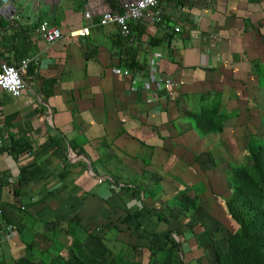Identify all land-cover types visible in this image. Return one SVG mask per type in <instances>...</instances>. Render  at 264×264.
Listing matches in <instances>:
<instances>
[{"label": "crops", "instance_id": "crops-1", "mask_svg": "<svg viewBox=\"0 0 264 264\" xmlns=\"http://www.w3.org/2000/svg\"><path fill=\"white\" fill-rule=\"evenodd\" d=\"M130 1L35 0L16 3L10 19L0 15V65L31 60L20 97L0 90V262L39 256L57 238L72 243L75 229L93 219L120 213L128 231L133 220L141 226L155 197L161 205L173 198L180 212L165 191L177 179L198 178L195 188L204 191L196 210L182 215L186 223L197 213L202 225L225 206L224 165L196 175L203 144L222 139L225 129L203 136L187 113L198 114L191 107L205 95L222 94L226 107L237 110L230 105L237 97L247 118L261 117L264 0H160L162 22H133L129 38L115 25H99ZM41 23L63 38L48 44L37 33ZM84 28L88 36L70 37ZM160 77L182 85L165 89ZM215 181L222 198L210 195ZM218 225L214 233L223 225L226 237L237 231ZM199 228L197 240L206 234L210 241ZM203 256L211 264L210 254Z\"/></svg>", "mask_w": 264, "mask_h": 264}, {"label": "rangeland", "instance_id": "rangeland-1", "mask_svg": "<svg viewBox=\"0 0 264 264\" xmlns=\"http://www.w3.org/2000/svg\"><path fill=\"white\" fill-rule=\"evenodd\" d=\"M229 91L231 94L232 90ZM224 101L222 94L217 96L215 94L205 95L200 102H195L191 107L193 110L201 113L204 109L210 111V106L216 105V122L225 129V135L222 139L217 138L212 140V142L204 143L201 151L199 150L202 155V163L200 164L199 173L196 174L197 176H210L211 169L217 168V163L224 165L227 177L231 167H241L248 164L247 133H255L254 127L261 125L264 117V100L262 102V114L257 121L246 117L245 113H243L244 103L240 102L237 97L230 99V105L234 104L237 110L231 109L232 107H226ZM212 175L214 176L210 178L220 177L217 173ZM197 179L191 184L187 183V180L177 179L176 187L170 185L171 183L169 182L170 184L165 188V191L168 195H173L172 197L176 199L178 205H181L184 200H188L190 205H197L198 200L200 201L201 193H204V191L201 192L200 189L195 188L196 185L194 184H198ZM219 183L221 184V181H215L208 188L210 195L220 194L222 198L223 189L220 188ZM149 192H153V190H149ZM221 198H217L215 202L221 201ZM172 199L170 198L164 205H161L159 198L155 197L154 203L151 202L152 206H145V208L147 207L146 211H148L145 213L146 217L142 216L139 219L144 223L138 226L137 221L133 220L132 224L130 223L131 230L129 231L127 224L121 221L120 213L115 214L112 221L93 219L87 223H81L79 228L76 227L77 229H75L76 231L71 237L72 243L66 244L57 238L53 242L44 243V253L38 256L34 252L32 254L28 252V255L24 259L33 264H52V259L57 256L67 259L74 252L78 254L83 252L102 262L119 257L121 264L133 262L149 264L152 260H161L167 255L161 252L164 249H156L154 235L163 233L169 230L170 227L175 233L174 237L182 244L181 254L186 264H205L206 260L203 256L205 251L210 254V263L215 264L216 255L214 256V250L216 252L218 249L225 251L227 245L224 226L222 225V231L219 234L214 233L215 230L212 229V226L219 228L218 222L221 221L230 230L235 232L234 226L237 229V225L230 218L226 206L223 208L220 207V204L216 206L215 212L208 213L205 216L202 225L194 222V220L196 222L200 221L198 218V216L201 217L200 215L197 213L187 215L186 219L194 222L192 225V222L186 223L182 219V215L185 214L183 211H176L175 201ZM214 217H217V224L215 223L216 220L212 219ZM198 226L202 227L201 230H206L208 236L212 235L211 242L208 241L211 237H207L206 234H202V242L197 240L195 233L200 229ZM177 230L182 233L181 236L176 234ZM194 248L197 250L194 251ZM16 261L18 260L2 261L0 264H16Z\"/></svg>", "mask_w": 264, "mask_h": 264}, {"label": "trees", "instance_id": "trees-1", "mask_svg": "<svg viewBox=\"0 0 264 264\" xmlns=\"http://www.w3.org/2000/svg\"><path fill=\"white\" fill-rule=\"evenodd\" d=\"M210 107V111L204 109L198 114L187 113L203 136L218 135L224 129L216 122L217 106ZM247 150L248 164L231 167L226 181L230 195L224 202L230 218L237 225V231L233 234L227 232L226 250H217L215 264H264V117L256 132L249 134ZM181 209L184 214L189 213L196 210V205H190L188 200H184ZM174 234L169 227V230L154 235L156 249H164L161 252L167 255L161 260H152L149 264H186L181 254L182 244ZM176 234L182 235L178 230ZM120 260L119 257H114L102 262L83 252H74L67 259L61 256L53 258L52 264H121ZM16 264L33 263L22 258Z\"/></svg>", "mask_w": 264, "mask_h": 264}, {"label": "built area", "instance_id": "built-area-1", "mask_svg": "<svg viewBox=\"0 0 264 264\" xmlns=\"http://www.w3.org/2000/svg\"><path fill=\"white\" fill-rule=\"evenodd\" d=\"M160 0H132L126 2L123 6V12L106 13L99 21L100 26L115 25L122 35L126 38L131 36V24L133 22L148 18L152 22H162L161 14L158 11ZM1 15V13H0ZM90 14H86V18H90ZM179 32V29L176 30ZM37 33L48 44L53 45L63 38L62 31L57 27H52L47 23H41L37 29ZM90 34L88 28L79 31L71 32L70 37H86ZM30 59H23L17 64L3 62L0 65V90L12 95L20 97L26 87L23 79V74L30 66ZM128 72H126L127 74ZM157 85L168 90H173L182 85L173 79L160 77L157 80ZM3 215L0 212V227L2 224Z\"/></svg>", "mask_w": 264, "mask_h": 264}, {"label": "water", "instance_id": "water-1", "mask_svg": "<svg viewBox=\"0 0 264 264\" xmlns=\"http://www.w3.org/2000/svg\"><path fill=\"white\" fill-rule=\"evenodd\" d=\"M35 0H0V13L3 17L10 19L17 12L16 3L34 6Z\"/></svg>", "mask_w": 264, "mask_h": 264}]
</instances>
